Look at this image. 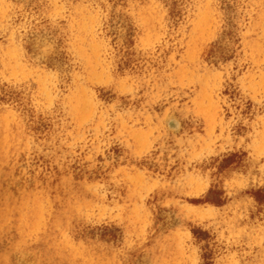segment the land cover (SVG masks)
<instances>
[{
  "label": "rangeland",
  "instance_id": "1",
  "mask_svg": "<svg viewBox=\"0 0 264 264\" xmlns=\"http://www.w3.org/2000/svg\"><path fill=\"white\" fill-rule=\"evenodd\" d=\"M3 1V151L30 195H50L61 175L86 200L64 236L100 246L109 264H264V63L243 40L264 0H151L163 22L147 41L123 0ZM210 6L239 23L198 51ZM86 12L87 27L72 28Z\"/></svg>",
  "mask_w": 264,
  "mask_h": 264
},
{
  "label": "bare ground",
  "instance_id": "2",
  "mask_svg": "<svg viewBox=\"0 0 264 264\" xmlns=\"http://www.w3.org/2000/svg\"><path fill=\"white\" fill-rule=\"evenodd\" d=\"M46 1L52 6L56 5L55 0ZM18 2L21 7L31 4L30 0H18ZM123 2L131 9V17L140 21L142 28L146 29L145 35L148 39L144 40L154 38L156 36L155 24L159 21L163 22L154 3L146 0L145 5L150 9H146L147 11L142 9L144 12H139V6L133 0H123ZM250 3L257 5L256 0H250ZM11 4L16 3L13 1ZM5 5L7 2L0 0V17H2ZM225 8L219 9L217 18L211 6L201 13L198 31L206 35L201 38L194 35L192 37L193 48L202 51L200 48L204 49L206 40L215 37L226 39L234 33L239 17L236 11L230 12ZM53 11L58 14L59 8L53 7ZM226 17L231 19L230 25L225 22ZM93 18L91 12H86L81 22L72 23V28L84 29ZM223 23L226 25L222 26ZM252 23L253 28L243 35L244 44L255 63H264V50L258 42L264 39V14L252 18ZM53 29L57 37L60 31L56 27L51 28ZM50 31H42L43 40H48ZM11 36L13 38V35ZM47 43L50 42L47 41ZM21 46L19 44L15 46L7 58L12 72L16 74L22 72V66L18 63ZM40 49L44 54L53 56L54 50L49 46L43 45ZM184 71L186 70L181 69L180 73ZM80 91L85 95L84 87L80 88ZM82 100L80 99L79 103L85 106ZM83 101L88 104L85 100ZM7 119L8 116H0V264H109L103 258L108 252L101 250L100 246L87 242L73 244L64 236L63 232L70 226L71 220L77 216V208L80 210L86 207L84 198L71 196L69 190L74 189L68 180H62L61 175L55 176L50 183V195L32 196L28 192L30 190L27 191L28 183L19 181L11 173L10 169L15 159L11 151H3L10 141Z\"/></svg>",
  "mask_w": 264,
  "mask_h": 264
}]
</instances>
